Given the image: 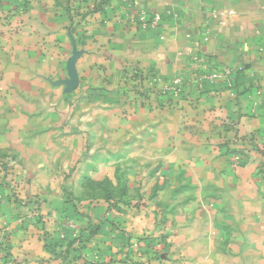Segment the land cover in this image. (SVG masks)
Instances as JSON below:
<instances>
[{
    "label": "crops",
    "instance_id": "1",
    "mask_svg": "<svg viewBox=\"0 0 264 264\" xmlns=\"http://www.w3.org/2000/svg\"><path fill=\"white\" fill-rule=\"evenodd\" d=\"M131 1L161 14L155 32L122 0H0V255L264 264V0ZM199 68L230 74L161 104L154 90ZM144 239L163 256L131 248Z\"/></svg>",
    "mask_w": 264,
    "mask_h": 264
},
{
    "label": "built area",
    "instance_id": "2",
    "mask_svg": "<svg viewBox=\"0 0 264 264\" xmlns=\"http://www.w3.org/2000/svg\"><path fill=\"white\" fill-rule=\"evenodd\" d=\"M110 1V0H106ZM122 3L124 5V8L126 10V15L129 21L136 24V26L141 31L146 32H155L156 29L161 24L162 16L160 13H148L144 9L138 8L135 6V4L131 0H122ZM228 15L232 14V11L227 12ZM175 17V15H173ZM264 47L258 48V53L263 55ZM229 72L223 73V75H228ZM190 76H183L179 75L176 76L171 82L168 84L163 85L159 90H154L155 94L158 96L161 104H164L163 98L170 96L173 99L176 100H189V94L186 93L189 86H192L197 89V91H200L204 84L210 82V83H216L220 78H222V74L219 72H208V70H204L202 68H199L195 70V72L189 74ZM139 97V96H138ZM241 165V161L236 158L233 160V166L237 167ZM111 204V203H110ZM108 209L104 213V218L113 217V208L110 206L107 207ZM68 227L73 228L72 222H67ZM77 235L75 232L74 236ZM76 237V236H75ZM141 240H134L131 243V248L135 252H139L140 246L144 244V242H140ZM160 242V241H159ZM163 248L156 249V247L151 244L149 249L147 250L148 254H152L155 258L158 256H163V249L167 247V243H162ZM144 247V245L142 246ZM156 249V250H155ZM157 256V257H156ZM159 259V258H158Z\"/></svg>",
    "mask_w": 264,
    "mask_h": 264
},
{
    "label": "trees",
    "instance_id": "3",
    "mask_svg": "<svg viewBox=\"0 0 264 264\" xmlns=\"http://www.w3.org/2000/svg\"><path fill=\"white\" fill-rule=\"evenodd\" d=\"M241 165H242V162H241ZM108 200H106V203H109L107 202ZM79 202L75 201V202H72V206L74 208V213L80 217L83 216L82 213L79 212V209H81V207L79 206ZM109 206L111 208H113V210H115V206L113 204H109ZM88 209V208H87ZM105 221L114 225V222H113V218L112 217H109V218H105ZM100 229V225L99 224H95V223H89L85 229L83 230H79L78 231V235L77 237H68L67 239H64L62 241H59L57 243H54L52 246H53V249L50 250L51 253L54 255V256H59L56 252V248L58 249H61L62 247L65 248V251H68V249L71 247V245L75 242H79V243H82V242H85L87 241L88 239H91L97 232L98 230ZM144 242V251L145 253H148L147 250L149 249V247L151 246L152 244V241L151 240H146L144 239L143 240ZM47 247V246H46ZM157 257V256H156ZM159 258V256L157 257Z\"/></svg>",
    "mask_w": 264,
    "mask_h": 264
},
{
    "label": "rangeland",
    "instance_id": "4",
    "mask_svg": "<svg viewBox=\"0 0 264 264\" xmlns=\"http://www.w3.org/2000/svg\"><path fill=\"white\" fill-rule=\"evenodd\" d=\"M102 118H104V117H102ZM86 151L88 152L89 150L88 149H90L91 150V148H89V146L88 145H86ZM12 176H10V178H11ZM125 178V176L123 175V180H125L124 179ZM126 184V183H125ZM125 184H122V188L124 187V185ZM124 193V192H123ZM108 197V195H106V198ZM114 202V201H113ZM112 202V203H113ZM111 203V204H112ZM124 232H126V230L124 231ZM126 234V233H125ZM8 236V235H7ZM134 241V240H133ZM6 244V241H4V242H1L0 243V245L1 246H3V245H5ZM152 244L156 247V249H159V248H163L162 247V244L159 242V240L157 239V240H153L152 241ZM144 245V244H143ZM142 245V246H143ZM142 246H140V249H143L144 250V247H142ZM155 249V250H156ZM2 256L0 255V264H7V263H11V261H10V255L7 253V250L4 248L3 250H2ZM151 255V254H150ZM153 259H154V257H152ZM159 264H161V262L159 263Z\"/></svg>",
    "mask_w": 264,
    "mask_h": 264
},
{
    "label": "water",
    "instance_id": "5",
    "mask_svg": "<svg viewBox=\"0 0 264 264\" xmlns=\"http://www.w3.org/2000/svg\"><path fill=\"white\" fill-rule=\"evenodd\" d=\"M75 85V80L74 79H71L70 82H68L67 86H68V89H72Z\"/></svg>",
    "mask_w": 264,
    "mask_h": 264
}]
</instances>
